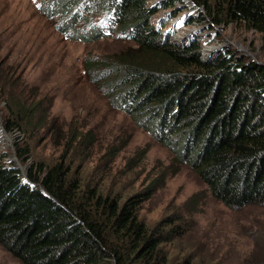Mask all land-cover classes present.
I'll list each match as a JSON object with an SVG mask.
<instances>
[{
	"label": "trees",
	"instance_id": "1",
	"mask_svg": "<svg viewBox=\"0 0 264 264\" xmlns=\"http://www.w3.org/2000/svg\"><path fill=\"white\" fill-rule=\"evenodd\" d=\"M39 1L40 10L58 19L62 35L86 43L114 33L131 41L118 55L87 57L86 79L168 145L177 161L189 164L205 185L203 193L231 210L264 208V65L228 51L204 61L196 38L175 44L174 28L163 31L181 13L173 9L183 0ZM210 2L214 8L205 6L212 23H243L259 33L264 47V0ZM160 11L168 16L157 22ZM93 12L104 15L98 24ZM205 17L202 11L192 20L201 24ZM187 20L185 25L192 23ZM15 62L0 57L3 127L24 135V144L19 138L14 147L20 161L32 158L27 178L35 185L6 165L8 155L0 150V245L21 264H197L191 252L170 256L167 247L183 235L174 218L153 227L138 218L151 188L121 202L72 176L68 154L84 135L56 123L51 98L26 83ZM41 131L67 147L48 165L29 148ZM255 247L240 264H264V235Z\"/></svg>",
	"mask_w": 264,
	"mask_h": 264
},
{
	"label": "rangeland",
	"instance_id": "2",
	"mask_svg": "<svg viewBox=\"0 0 264 264\" xmlns=\"http://www.w3.org/2000/svg\"><path fill=\"white\" fill-rule=\"evenodd\" d=\"M156 1L159 0H150L148 4ZM192 1L176 3L173 11L181 10V13L169 19L163 33L174 28L171 39L186 33L183 40L196 38L204 56H207L205 49L222 46L219 54L228 51L236 58L249 60L254 55L256 61L264 63L259 33L243 23L216 25L207 15L205 2L211 5L210 0H200L202 7ZM39 5V0H0V57L7 62L15 58L25 82L51 98L52 115L58 125L84 135L68 154L72 176H78L84 185L96 187L103 195L121 197V202L129 195L146 193L151 188L153 193L139 207L138 218L148 227L168 217L182 226L183 235L167 247L172 258L191 252L197 264L215 258L222 264L246 261L247 251H256V241H262L264 208L248 206L231 210L209 193H203L205 185L189 164L177 161L168 145L139 126L128 112L114 107L102 89L86 79L82 63L87 57L118 55L131 41L112 37L114 33L86 43L62 35L56 30L58 19H50ZM202 11L207 16L205 20L201 24L193 22ZM161 14L160 11L154 15L155 21L168 16L167 12ZM92 15L97 16L95 24L103 19L98 17L104 16L98 12ZM185 18L192 23L185 25ZM236 46L248 52H241ZM4 117L5 109L0 103L3 129ZM7 133L12 136L10 141L0 129V150L8 155L6 165L16 167L9 161L14 153L11 147L19 138V143L24 144L25 137L18 131ZM67 133L69 136L70 130ZM29 148L33 149L35 158L48 165L59 160L67 147L63 143L56 145L52 135L41 131ZM17 160L28 172L32 158L20 161L17 157ZM196 193H199L197 197ZM0 264L21 263L0 245Z\"/></svg>",
	"mask_w": 264,
	"mask_h": 264
},
{
	"label": "water",
	"instance_id": "3",
	"mask_svg": "<svg viewBox=\"0 0 264 264\" xmlns=\"http://www.w3.org/2000/svg\"><path fill=\"white\" fill-rule=\"evenodd\" d=\"M191 1V0H190ZM193 2V1H192ZM193 31H195V30H193ZM180 38V37H179ZM184 38V37H183ZM183 39L182 38H180V39H178V40H176L175 39V37H173L172 38V41L175 43V44H181V42H183L182 41ZM229 43H231V42H229ZM235 46V45H234ZM237 47V46H236ZM238 49H240V51L242 52V51H246L244 48H239V47H237ZM222 48H219V49H213V50H210L211 52H210V54H208L207 56H204L203 54H202V58L204 59V61H208L210 58V55H212V54H214L215 56L216 55H218L219 53H220V50H221ZM203 52V51H202ZM246 52H248V51H246ZM247 54H249V53H247ZM215 56H213V57H215ZM251 60H253L254 62H256L257 64H259V65H264V63L262 62H258V61H256V59H254V55H251ZM206 58V59H205ZM1 129V131L3 132V134L5 135V137H6V139L8 140V141H10V139H12V136L10 135V134H8L7 133V131L5 130V129H3L2 127L0 128ZM3 134H2V136H3ZM4 137V136H3ZM11 148H13V155L11 156V158H10V162H13V163H15L17 166H18V168L20 169V171H21V174H22V178H23V180L25 181V182H28V183H30V181L28 180V178H27V171H25L24 170V168L22 167V166H20L19 165V162H18V160H17V156H16V149L14 148V147H11ZM16 166V167H17ZM30 184H32V185H35V183H30Z\"/></svg>",
	"mask_w": 264,
	"mask_h": 264
},
{
	"label": "bare ground",
	"instance_id": "4",
	"mask_svg": "<svg viewBox=\"0 0 264 264\" xmlns=\"http://www.w3.org/2000/svg\"><path fill=\"white\" fill-rule=\"evenodd\" d=\"M186 34H187V33H186ZM186 34H185V35H186ZM185 35H183V37H184ZM175 36H176V35H175ZM175 36H174V37H175ZM177 37H179V36H177ZM177 37L175 38L176 40L179 39V38H177ZM183 37H181V38L183 39ZM231 44H232V43H231ZM232 45H233V44H232ZM221 47H222V46H220V47H211V48L205 49V50H204V54H205V55H208V54H210V52H211L210 50H213V49H215V48H216V49H219V48H221ZM2 133H3V132H2Z\"/></svg>",
	"mask_w": 264,
	"mask_h": 264
}]
</instances>
